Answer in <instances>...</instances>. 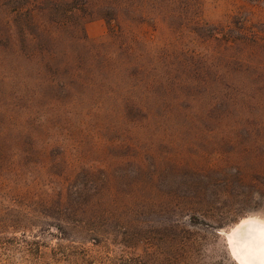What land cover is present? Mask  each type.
<instances>
[{"label":"rangeland","instance_id":"1","mask_svg":"<svg viewBox=\"0 0 264 264\" xmlns=\"http://www.w3.org/2000/svg\"><path fill=\"white\" fill-rule=\"evenodd\" d=\"M251 217L264 0H0V264H238Z\"/></svg>","mask_w":264,"mask_h":264},{"label":"bare ground","instance_id":"2","mask_svg":"<svg viewBox=\"0 0 264 264\" xmlns=\"http://www.w3.org/2000/svg\"><path fill=\"white\" fill-rule=\"evenodd\" d=\"M228 239L238 264H264V221L253 217L240 221L229 232Z\"/></svg>","mask_w":264,"mask_h":264}]
</instances>
